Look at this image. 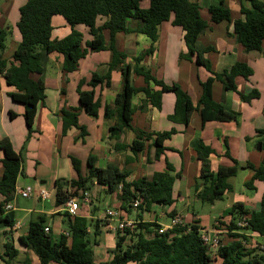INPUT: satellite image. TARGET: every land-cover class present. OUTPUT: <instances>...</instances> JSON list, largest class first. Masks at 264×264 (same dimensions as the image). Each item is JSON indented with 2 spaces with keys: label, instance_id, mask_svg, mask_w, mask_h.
I'll return each mask as SVG.
<instances>
[{
  "label": "trees",
  "instance_id": "16d2710c",
  "mask_svg": "<svg viewBox=\"0 0 264 264\" xmlns=\"http://www.w3.org/2000/svg\"><path fill=\"white\" fill-rule=\"evenodd\" d=\"M143 0H27L20 8V18L17 23L21 34V41L8 59L3 56L6 48L8 32L0 28V75L6 84L16 88L9 96L14 102L24 106L23 116L30 134L40 104L46 99V85L41 77L44 71V54L57 52L63 55V70L72 73L80 68V62L89 52L110 50L112 53L108 72L93 73L88 90L81 89L86 80H81L78 86L79 108L63 109L62 135L75 127L80 130V137H84L86 127L80 124L79 112L84 110L91 116H98L102 103L96 97L97 86L110 87L111 73L119 70L122 73V88L117 93L112 106L105 105L106 117L117 114V123L109 127L110 137L119 139L126 129L131 130L135 137L130 149L133 154L143 153L147 146L155 148V159H158L166 149L165 142L178 133L173 127L166 131H147L134 126V115L138 109L144 110L146 105L161 109L164 93H174L176 97L174 112L169 115L174 123L189 125L195 112H199L202 126L211 121L236 122L240 113L225 108L213 96V85L216 80L222 82L226 90L238 91L235 84L237 76L247 80L254 74L253 69L244 62L235 63L223 72H214L211 60L206 56L214 50L210 46L204 50L197 48L200 35L209 27V22L201 15V6L192 0H149L148 8L141 6ZM242 18L232 19V12L228 5L221 1L211 5L209 13L212 23L233 22V34L247 51L263 49L264 45V0H239ZM62 16L71 27V32L63 38H53V18ZM103 20V22H99ZM174 26L184 30V41L188 52L182 58L195 61L214 73L202 82V95L194 104L190 94L180 84H167L159 79L153 71L141 65L148 56L152 55L155 47L134 57L132 62H126L128 55L116 47V37L119 33H140L148 36L153 43L159 38L161 25L170 21ZM85 25L92 39L84 41V34L76 27ZM105 31L109 33L108 38ZM134 76L142 77L144 85L134 84ZM154 87H153V86ZM158 87V89H156ZM144 92L145 99L137 107L133 100ZM239 92V91H238ZM241 99L251 102L260 97V91L253 89L250 93L239 92ZM12 118L14 114L11 113ZM260 132L264 133V129ZM122 144L119 149H125ZM264 148V142L262 143ZM0 149L4 153L2 159L3 172L0 176V194L4 199L0 205V226L12 229L17 220L14 212H7L5 205L15 198L18 178L23 170L24 159L18 153L8 137L0 140ZM196 154L202 162V170L196 181L195 193L198 200L214 203L221 200L228 192L234 190L229 181L239 171V162L234 159V166H220L217 171L211 169L210 156L216 154L214 148L200 140L196 145ZM96 157L91 155L87 163V173L82 174V163L78 158L71 157L77 179L55 181L56 206L60 207L73 196H83L90 192L95 183L106 187L107 192L117 194L123 203L122 211H128L136 200H140V211H151L153 206H172L176 199L173 196L174 183L181 176L174 173V169L167 162V170L155 172L152 177H139L129 180L131 173L116 164L99 167ZM254 174L245 185L256 189L257 180L264 181V161L259 166L248 163ZM75 187L76 191L69 192L68 187ZM83 195H79V191ZM134 210V209H133ZM141 214V213H140ZM177 214L173 210L168 215L173 218ZM230 221L226 224L230 241L223 243L217 249V256L223 264H264V249L249 246L251 232L264 238V193L258 209L250 210L241 201L235 202L229 210ZM66 232L56 240L50 231L45 216L39 220H32L26 234L19 236L18 241L26 249L27 256L23 264H32L30 254L34 253L39 264H212L214 258L210 248L202 239V228L198 222L185 223L172 229L161 231L159 221L137 222L134 228H126L123 232L117 230V244L112 256L107 261L96 263L94 251L89 239L90 228L95 226V236L100 233V221L93 222L83 216L63 213ZM243 216H248V225L240 227L237 222ZM142 220V219H140ZM20 253L13 238H8L4 244V252H0V259L5 264H14Z\"/></svg>",
  "mask_w": 264,
  "mask_h": 264
},
{
  "label": "crops",
  "instance_id": "0c3cea01",
  "mask_svg": "<svg viewBox=\"0 0 264 264\" xmlns=\"http://www.w3.org/2000/svg\"><path fill=\"white\" fill-rule=\"evenodd\" d=\"M4 1L0 7V28L5 29L7 32L11 30L8 32L11 48L8 50V45H6L3 52V56L9 59L21 41L17 23L20 18V8L27 0ZM192 1L200 4L201 15L210 24L198 38L197 48L204 50L210 46L214 47V50L206 54L211 60L213 71L215 73L223 72L230 69L237 62L248 64L253 69L254 74L249 80L243 76H237L235 84L238 91L245 94L250 93L253 89H258L260 97L251 102L243 101L238 91L226 90L222 82L216 80L213 85L214 99L225 108L238 111L240 116L236 122L211 121L203 127L199 112L193 114L187 126L170 120L169 115L174 112L176 97L174 93H164L161 109L148 104L144 110L138 109L136 111L133 121L135 127L147 131H166L173 127L178 130L177 134L165 142L166 149L158 159L154 158L155 148L150 145L143 153L136 156L133 154L130 145L135 135L129 129H126L119 139L110 137L109 127L117 123L118 116L115 114L111 118H107L105 105L113 107L117 93L122 88V73L119 70L112 71V85L110 87L100 85L95 88L96 97L102 103L98 116H91L84 110H80V124L86 127L87 134L82 138L80 137V130L73 127L66 135H62V110L79 108L78 86L81 80H86L81 89L88 90L91 88L88 81L93 73L105 74L108 72L112 56L110 50L89 52L81 60L80 68L72 73L64 72L63 55L57 52L44 54V71L41 76L37 75L36 78L41 77L46 85V99L44 105L40 104L38 107L32 134H30L26 125L23 116L24 110L18 105L19 103L14 102L9 96L10 92H16V88L8 86L4 77L0 75V140L8 137L14 149L22 155L23 159L26 158L27 160L25 163L23 162V170L18 178L16 190L17 188H32L30 185L33 183L36 187H34L36 189L34 190L38 201L44 202L53 199L54 203V206L49 208L40 207L33 210L31 208H21L18 199L21 195L15 193V198L11 202L14 206L13 209L10 211L5 210L6 213L14 212L17 222L12 229L3 227V230L0 228V252H4V244L8 238L14 239L15 245L20 251L14 264H23L26 259V249L20 244L18 238L28 232L32 220H39L41 216H45L47 227L51 228L52 235L55 231H58L59 235L66 232L63 222L64 211H62V206H56L55 181L57 179L70 181L78 178L71 157L78 158L81 161L82 174L84 175L87 173V167L84 169L83 163L85 161L87 164L89 157L93 155L97 158L96 164L99 167L104 168L113 163L130 171L129 180H135L143 176L150 178L155 172L167 170V162H169L174 169V173L181 174L174 183L173 196L176 202L172 206L155 205L151 211L143 213L133 209L122 211V218L137 223L146 221L152 213L153 218L149 221L157 220L163 226H167L170 223L162 222L163 215L176 210V215L180 216L184 223H191L194 220L206 231L210 233L219 232V237H223V231L218 226L217 221L222 217L229 223L230 220L227 221L225 218H228V216L230 218L229 210L231 207L218 218H215L212 228L209 229L204 224L203 216L197 210L194 209L192 214L189 213L188 216H184L177 208V200L186 198L191 200L192 196H194L195 201L198 200L194 188L201 174L202 162L198 159L195 148L200 140L209 144L216 151V154L210 156L212 170L217 171L220 166H234L235 159L239 162V169L246 170L245 182L250 180L254 174V171L251 168H246V165L251 163L259 166L264 161V148H262L264 133L260 132L264 129V45L261 51H247L238 41L237 36L233 34V22H211L209 7L219 4L221 1H224L230 8L233 20L242 18L239 0ZM149 5V0H143L141 3L143 8H148ZM99 22L101 23L103 20H99ZM53 24L55 27L54 39L63 38L71 32L70 25L62 16H55ZM76 28L84 34V41L92 39L85 25H78ZM184 34L182 27L174 26L170 20L161 25L157 42L153 43L148 36L140 33H119L116 37V47L119 51L127 53L126 62H132L134 57L139 56L153 45L155 47L154 53L145 58L141 65L150 68L159 79L164 80L167 84H180L190 94L194 104H197L202 95L201 83L209 77H214V73L208 71L204 66H199L195 61L181 57L182 54L188 52ZM105 35L108 38L109 33L105 31ZM133 80L137 86L144 85L142 77L134 76ZM49 90H52V101L49 99ZM145 97L144 92H140L133 102L139 107ZM11 113L14 114L13 118ZM258 143H261L262 149L258 148ZM122 144L126 145L125 149H119ZM86 147L88 148L86 151L82 149ZM25 154L26 156H24ZM3 157L4 153L0 150V176L3 172ZM184 180L191 186L188 185L189 193L181 197L182 189H180V186L176 188V184ZM229 181L232 184L231 179ZM255 186L256 194L253 197L238 196L235 202H243L246 208L250 210L258 209L264 193V181L257 180ZM97 187L107 191L106 187L95 183L90 192L92 193ZM41 189H46L49 192L50 197L48 199H42L39 196L38 192ZM68 189L69 192L76 191L75 187L69 186ZM90 192L86 194L89 195ZM79 195H83L82 190L79 191ZM112 196L117 200L108 208L121 209L123 203L118 199L117 194H112ZM3 199V195L0 194V205ZM99 206L95 198L92 199L91 197L89 204L82 203L79 206L76 215L83 216L93 222H98V220L104 222L106 221L105 211L107 208L103 209ZM168 218L172 219L169 215ZM104 224L108 229H111L110 226L114 227L117 222L110 220L109 223L104 222ZM260 238L264 240L263 237ZM228 241L230 240L223 241V243ZM30 258L32 264H39V259L34 253L30 254ZM216 260L222 262L221 258ZM0 264L5 263L0 259Z\"/></svg>",
  "mask_w": 264,
  "mask_h": 264
},
{
  "label": "rangeland",
  "instance_id": "374dc122",
  "mask_svg": "<svg viewBox=\"0 0 264 264\" xmlns=\"http://www.w3.org/2000/svg\"><path fill=\"white\" fill-rule=\"evenodd\" d=\"M4 2H5L4 0H0V7H1V4H3ZM18 15H19V11H18ZM9 31H11V30H8V32ZM146 39H147V37H146ZM6 45H8V50H10L11 42H10L9 36L6 39ZM49 95H50L49 99H50V101H52V99H53L52 90H49ZM135 98H134V100H135ZM134 104H135V102H134ZM18 105H20V107H22V110H24V106L22 104L19 103ZM82 149H84L86 151L88 148L86 147V148H82ZM24 156H26V154ZM24 160H25L24 161V163H25L27 160H26V158ZM83 166H84V169H86L87 164L85 161L83 163ZM64 170H65V168H64ZM245 174H246V170L239 169L238 174L231 178L232 184L234 185V191L228 192L224 196L223 199L216 200L214 203L202 202L200 200L195 201L194 196H192L191 200H190V198H186L184 200L179 199V200H177L178 210L180 212H182V214L184 216H186V215L188 216L189 213L192 214L194 209L197 210L203 216L204 224L207 226V228L211 229L212 225L215 221V218H218L222 213H224L226 210H228V208L232 207V205L235 203V200L238 196L253 197L256 194V189H250V188H247L245 186V181H246ZM188 185L189 184L186 183V180L181 181L179 184H176V188L180 186V189H182L181 197L186 196V194L189 193V186H191V185H189V186ZM30 186L33 189L36 188L33 183H31ZM101 193H103V194H101ZM89 195H90V198L91 197H92V199L95 198V201H97L103 209L104 208L109 209L108 207L110 205H112L113 202H115V200H117L115 197L112 196L111 193H109L107 191H103L101 187H97L96 190H94L92 193L90 192ZM17 196H19V195H17ZM176 197L178 198L177 195H176ZM18 199L20 201L19 204H20L21 208H27V209L31 208L33 210L34 208H40V207L49 208L50 206H52V207L54 206L53 199H50V200H47L44 202L38 201L36 198L35 192L32 195V197H30V198H24L22 196H19ZM112 208H115V207H112ZM152 216L153 215L151 213V215L148 216L149 218L147 217L146 221H149V219H152L153 218ZM163 216H164V218L162 219L163 223H171L170 218H168V214L163 215ZM223 218H225V217H223ZM225 219L227 221L230 220L229 216H228V218H225ZM104 222L107 224L110 221L106 220ZM104 222L100 221L101 230H100V233L98 235L95 236V233H94L95 226H92L90 228L91 233H89V239L91 241V247L94 251V257H95L96 263H99L102 261H107V260H109V258H111L112 251L115 249L116 244H117V239H118L117 238L118 237L117 236V230L114 228L108 229V227L105 226ZM217 222H219V221H217ZM222 222L228 224L226 221H222ZM226 224H221V222L218 223V226L223 231L222 232L223 237L220 236L222 242L231 239L228 232H227ZM114 226H117V224H115ZM0 228L3 229V227H0ZM53 237L55 239H59L60 235H59L58 231H55L53 233ZM250 240H253V241L260 243L257 245L259 247L264 245V240H262L259 236H253L250 238ZM212 256L214 258V262L212 264H222L221 260H220V262H217V260H216L219 258L217 256V252H213Z\"/></svg>",
  "mask_w": 264,
  "mask_h": 264
},
{
  "label": "built area",
  "instance_id": "2783aa9c",
  "mask_svg": "<svg viewBox=\"0 0 264 264\" xmlns=\"http://www.w3.org/2000/svg\"><path fill=\"white\" fill-rule=\"evenodd\" d=\"M18 193L19 195H21L24 198H29L34 192L35 190L32 188H28V189H18L15 191V193ZM39 196L42 199H48L50 197L49 192L46 189H41L38 192ZM91 201V198L88 194H84L82 197L79 196H73L70 199H68L66 201V203H64V205H62V211L64 212H68L71 215H76L79 206L83 203V204H89ZM141 202L140 200H136L133 204H132V208L135 211H140L139 206H140ZM13 205L12 203H7L5 205V209L7 211H10L13 209ZM105 219L106 220H111V221H116L117 222V226L111 227L110 228H114L116 230H120V231H124L126 228H134L136 222L132 221V220H127L125 218H122V210L119 208H109L105 211ZM248 216H243L242 218H240L237 222V225L240 227H245L248 225ZM225 221L224 219H220ZM220 223L217 222V224ZM184 221L183 219L178 216L175 215L172 219H171V223L167 226H163L161 231L167 230V229H172L174 227H178L179 225H184ZM46 232L49 231V228L46 227L45 228ZM251 237L253 236H259V234L251 232L249 234ZM202 239L205 242V244H207L210 248V251L216 252L218 247L222 244V241L219 237V232L217 233H210L209 231L203 230L202 231ZM249 246H257L258 242L251 240L249 243ZM259 247V246H258ZM262 249H264V245L261 246Z\"/></svg>",
  "mask_w": 264,
  "mask_h": 264
},
{
  "label": "water",
  "instance_id": "95a60500",
  "mask_svg": "<svg viewBox=\"0 0 264 264\" xmlns=\"http://www.w3.org/2000/svg\"><path fill=\"white\" fill-rule=\"evenodd\" d=\"M258 148H259V149H262V148H261V143H259ZM0 227H3V225H1Z\"/></svg>",
  "mask_w": 264,
  "mask_h": 264
}]
</instances>
